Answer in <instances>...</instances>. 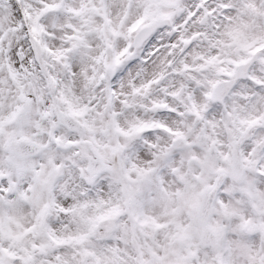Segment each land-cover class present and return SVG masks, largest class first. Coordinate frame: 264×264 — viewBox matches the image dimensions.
Here are the masks:
<instances>
[{
	"label": "snow or ice",
	"instance_id": "6c2138e0",
	"mask_svg": "<svg viewBox=\"0 0 264 264\" xmlns=\"http://www.w3.org/2000/svg\"><path fill=\"white\" fill-rule=\"evenodd\" d=\"M0 264H264V0H0Z\"/></svg>",
	"mask_w": 264,
	"mask_h": 264
}]
</instances>
